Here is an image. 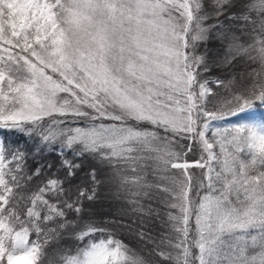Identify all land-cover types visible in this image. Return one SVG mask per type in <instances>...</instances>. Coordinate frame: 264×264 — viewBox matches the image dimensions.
<instances>
[{"label":"snow or ice","instance_id":"1","mask_svg":"<svg viewBox=\"0 0 264 264\" xmlns=\"http://www.w3.org/2000/svg\"><path fill=\"white\" fill-rule=\"evenodd\" d=\"M210 35L225 48L218 63L246 57L259 65L248 74L250 86L214 81L234 107L225 108L202 79L208 56L198 45ZM257 102L264 105V0H0V131L46 145L60 141L77 157L87 153L111 166L128 196L130 211L122 215L136 217L135 229L89 219L77 235L83 247L64 264H148L108 229L152 240L143 228L161 215L150 203L160 193L175 233L167 238L175 254L158 253L164 260L264 264V120H229ZM5 139L0 264H44L49 241L67 222L48 224L66 210L88 215L83 201L93 200L95 189L78 190L71 203L63 199L80 165L61 160L65 179H49L28 198L31 206L20 208L24 198L10 182L19 188L29 178L17 175L25 156ZM194 150L199 159H184ZM191 168L204 170L203 178L194 179ZM89 177L98 183L95 169Z\"/></svg>","mask_w":264,"mask_h":264},{"label":"trees","instance_id":"2","mask_svg":"<svg viewBox=\"0 0 264 264\" xmlns=\"http://www.w3.org/2000/svg\"><path fill=\"white\" fill-rule=\"evenodd\" d=\"M210 3L211 0H205L206 5ZM207 23L214 24L216 21L211 19ZM205 50H207L209 71L203 73L202 79L207 80L209 82L208 86L212 88L213 93L219 94L225 101V108L234 107V103L231 105L227 104V101L231 97L225 88L223 86H217L214 81L223 80L227 82L229 80H235L236 88L250 86L253 78L248 74L253 69H258L259 65L247 60L246 57L238 58L233 64L228 66L218 63L224 55L225 48L213 35H210L206 42L198 45V52H205ZM253 109L258 118L264 120V105L257 102L254 104ZM5 137V144L8 149H19L25 156V161L22 164L23 171L22 173H17V175H23L29 178L20 180L21 187L19 188L13 186L10 182V186L13 187V194L24 198L19 203L20 208L26 209L30 207L28 198L49 179H65L66 170L61 164V160L73 161L80 165V168L76 170V176L65 182L64 188L66 195H63V199H67L71 203L72 200L76 199L78 190L88 191L93 188L95 189V198L91 201H83V207L88 215H85V212L77 215L72 210H66L64 218L58 219L56 223L48 224L50 228H57L58 224L67 222V226L64 229H57L59 236L54 241H49L46 248L47 254L44 258V264H49V261L52 264H64V257L75 255L77 249L83 247V243L77 239V235L82 225L87 223L89 219L94 220L97 227H104L110 222L120 220L125 225H131V229L136 228V224L134 223L136 220L135 216L122 215L123 212L130 211L127 203L128 196L114 178L111 166L89 156L87 153L77 157L73 151L62 148L60 141H57L55 144L46 145L34 139L21 138L18 133L0 131V138ZM73 147L78 150L76 145ZM215 150L218 151V148ZM177 151H180V149L177 148ZM61 152L62 155L60 154ZM200 156L201 153L194 150L188 153L184 159L191 161L199 159ZM49 165L51 167H48ZM8 166L14 167V164H9ZM36 168L41 169L39 176L33 175ZM92 169L96 170L98 183L95 185L92 184L91 178L89 177V172ZM203 171L199 168L189 169V173L193 175L194 179L196 177L203 178ZM128 174L131 175V173ZM5 179H9V177L6 176ZM149 179L151 180L152 177L149 176ZM88 194L91 195V192L89 191ZM159 195L160 199H154L150 203L151 207L157 209L161 215L158 218L151 219L143 228L144 231L149 232L152 240L145 241L137 238L135 232L129 228H109L108 231L114 232V239L123 241L133 253L144 257L148 261V264H174L173 261L164 260L158 255L160 252H171L175 254L174 249L167 242V238L175 236V233L172 232L171 227L167 223L166 213L168 209L163 203L167 197L163 193ZM45 198L53 203L56 202V199L51 194ZM145 203H148V201H145ZM103 205H105L104 208L102 207ZM31 238L35 239L34 236ZM161 241H164V243H161ZM192 251L194 254L198 253V249L196 248H193Z\"/></svg>","mask_w":264,"mask_h":264},{"label":"rangeland","instance_id":"3","mask_svg":"<svg viewBox=\"0 0 264 264\" xmlns=\"http://www.w3.org/2000/svg\"><path fill=\"white\" fill-rule=\"evenodd\" d=\"M198 53H204V51L203 52H198ZM252 119H259L258 116L256 115L255 110L253 108L250 111L241 113L239 116H231V117H229V120L231 122H233V123L239 122L241 120H252ZM77 148H78V146H77ZM174 150L177 151V149H174ZM174 162H180V161H174ZM171 172H173L171 174H174V175H178L179 174V170H177V169H171ZM102 207L104 208L105 205H103ZM22 264H23V262H22Z\"/></svg>","mask_w":264,"mask_h":264}]
</instances>
